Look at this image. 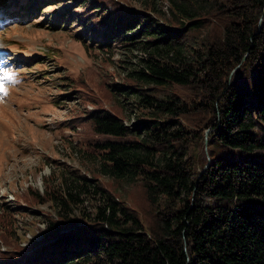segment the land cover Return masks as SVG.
Segmentation results:
<instances>
[{
	"label": "trees",
	"instance_id": "1",
	"mask_svg": "<svg viewBox=\"0 0 264 264\" xmlns=\"http://www.w3.org/2000/svg\"><path fill=\"white\" fill-rule=\"evenodd\" d=\"M12 1L11 19L27 24L71 0L1 6ZM79 1L81 35L106 52L140 49V69L125 83L72 78L85 109L69 126L89 174L50 175L43 193L21 196L29 213L53 208L26 245L21 208H0V264H264V139L253 131L264 126V0ZM71 14L59 13L55 30ZM135 187L145 202L128 199Z\"/></svg>",
	"mask_w": 264,
	"mask_h": 264
},
{
	"label": "rangeland",
	"instance_id": "2",
	"mask_svg": "<svg viewBox=\"0 0 264 264\" xmlns=\"http://www.w3.org/2000/svg\"><path fill=\"white\" fill-rule=\"evenodd\" d=\"M0 0V71L9 70L13 81H3L7 93L0 92V208L14 210V220L23 245L28 239H40L45 213L53 212L50 203L35 205L27 212V203L21 198L30 187L44 192L47 177L54 176L58 183L70 169L85 168L82 160L80 129L69 126L80 109H85L75 94L72 78L80 77L91 84H103L105 79L125 83L122 76L140 69L142 52L138 48L115 45L111 52L97 48L90 36H82L84 21H78L79 0L51 1L36 21L25 24L23 19H11L12 12L19 15L17 4L1 6ZM139 1L133 6L141 9ZM132 6V7H133ZM72 11L71 21L55 30L59 13ZM77 20V22H74ZM87 31V29H85ZM88 43L86 46L82 39ZM17 42L22 45H16ZM128 123L138 121L139 108L126 101ZM88 105L86 109H92ZM79 115V114H77ZM264 139V126L253 130ZM264 154V149L260 150ZM196 154L204 160L198 147ZM128 198L138 204L145 200L142 191L134 188ZM84 206H92L88 200ZM1 249L5 246L0 245Z\"/></svg>",
	"mask_w": 264,
	"mask_h": 264
},
{
	"label": "snow or ice",
	"instance_id": "3",
	"mask_svg": "<svg viewBox=\"0 0 264 264\" xmlns=\"http://www.w3.org/2000/svg\"><path fill=\"white\" fill-rule=\"evenodd\" d=\"M14 74L9 70L0 71V92L7 93L6 88L4 87L3 81H13Z\"/></svg>",
	"mask_w": 264,
	"mask_h": 264
},
{
	"label": "water",
	"instance_id": "4",
	"mask_svg": "<svg viewBox=\"0 0 264 264\" xmlns=\"http://www.w3.org/2000/svg\"><path fill=\"white\" fill-rule=\"evenodd\" d=\"M207 167H208V165H206V166L204 167V169L202 170L201 174L204 173V172L206 171ZM201 174H200V175H201ZM200 175H199V176H200Z\"/></svg>",
	"mask_w": 264,
	"mask_h": 264
}]
</instances>
